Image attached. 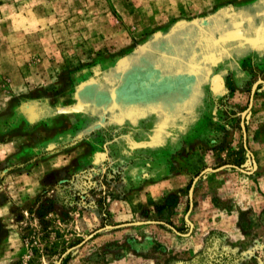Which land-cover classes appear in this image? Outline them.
I'll use <instances>...</instances> for the list:
<instances>
[{
    "label": "rangeland",
    "instance_id": "obj_1",
    "mask_svg": "<svg viewBox=\"0 0 264 264\" xmlns=\"http://www.w3.org/2000/svg\"><path fill=\"white\" fill-rule=\"evenodd\" d=\"M261 23L264 0H0V264H264V71L242 98L222 73Z\"/></svg>",
    "mask_w": 264,
    "mask_h": 264
},
{
    "label": "crops",
    "instance_id": "obj_2",
    "mask_svg": "<svg viewBox=\"0 0 264 264\" xmlns=\"http://www.w3.org/2000/svg\"><path fill=\"white\" fill-rule=\"evenodd\" d=\"M261 26L255 27V33L259 35L264 31V23ZM254 40L250 37L249 44L245 42L242 46L236 49L235 53L232 52L230 58V66L232 70L229 73L223 71V74L230 75V82H232L233 89L237 90L239 98L244 97L243 91L248 82L251 79H255V72L264 71V36H258ZM219 79H216V84H219ZM220 87H215L212 89V93L217 96L219 93L217 91L226 92L225 89ZM216 90V91H215ZM229 92V91H228ZM250 97V96H249ZM264 93L260 90L254 96V103L252 108V113L247 122L248 131V144L250 150L253 152L255 160L258 165V170L264 169Z\"/></svg>",
    "mask_w": 264,
    "mask_h": 264
},
{
    "label": "water",
    "instance_id": "obj_3",
    "mask_svg": "<svg viewBox=\"0 0 264 264\" xmlns=\"http://www.w3.org/2000/svg\"><path fill=\"white\" fill-rule=\"evenodd\" d=\"M252 94H253V91H252ZM251 104H252V98L250 99L249 108L251 107ZM242 131H243V135H244V137H245V128H244L243 123H242ZM206 171L214 172V171H216V170L206 169ZM190 199H191V193H190ZM185 220L189 223V221H188V219H187V216L185 217ZM189 225L192 227L191 223H189Z\"/></svg>",
    "mask_w": 264,
    "mask_h": 264
},
{
    "label": "trees",
    "instance_id": "obj_4",
    "mask_svg": "<svg viewBox=\"0 0 264 264\" xmlns=\"http://www.w3.org/2000/svg\"><path fill=\"white\" fill-rule=\"evenodd\" d=\"M186 203H188V199H186Z\"/></svg>",
    "mask_w": 264,
    "mask_h": 264
}]
</instances>
